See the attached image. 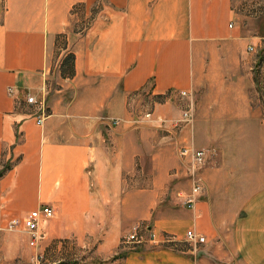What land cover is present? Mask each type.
<instances>
[{"label": "crops", "instance_id": "obj_1", "mask_svg": "<svg viewBox=\"0 0 264 264\" xmlns=\"http://www.w3.org/2000/svg\"><path fill=\"white\" fill-rule=\"evenodd\" d=\"M236 1L0 0V230L48 206L46 264L81 254L76 264H264V159L225 153L233 143L215 132L254 113L244 58L264 34L235 25ZM170 91L194 96L193 125L166 136L134 122L144 99ZM29 95L47 102L44 126ZM177 101L156 104V115L176 117ZM186 142L227 145L192 209L178 198L191 189ZM138 223L153 239L122 248ZM189 231L206 241L192 247Z\"/></svg>", "mask_w": 264, "mask_h": 264}, {"label": "rangeland", "instance_id": "obj_2", "mask_svg": "<svg viewBox=\"0 0 264 264\" xmlns=\"http://www.w3.org/2000/svg\"><path fill=\"white\" fill-rule=\"evenodd\" d=\"M234 7L236 13V22H235L236 26L240 27L243 32H249L252 29L251 31L254 33L257 32L258 34H262V33L264 34V0H237L235 2ZM254 48H255L254 52H249V50H246V55L244 58L245 61H247L248 63V68L244 70L246 71L248 78L247 82L245 83L247 89V98L249 100L250 105L253 108L254 113L252 114L251 119L244 121L245 122L244 125L238 123L237 129L234 128L235 127L234 124L236 121L235 118H233V116H231L230 119H228L229 116L226 117V120H231V122H226L227 124H229L230 127L226 129L227 126L226 125L225 129L219 131L216 130L215 132L219 135V137L222 138V140L230 139V142L233 144L228 146V150H226L227 145L224 144L221 145L222 149L220 148V150L214 149L213 147H206L205 149H207L209 153L208 165L211 164L212 158L215 159L217 154H219L220 152L221 153L224 152V150H226L225 153H228V151L231 150V153L233 154H239L245 156L252 155L255 160L260 158L264 159V144H261L260 141L258 140L261 136L264 137V130L253 127L255 124L264 121V40H260L259 44H257V46H255ZM54 53H55L54 56H56V61H57L60 52L55 51ZM244 75L246 74L244 73ZM250 78L251 81L249 80ZM181 92L183 91H170L169 93L163 96H159L158 99L155 100L156 104H161L162 102H166L167 100L169 102L172 99L178 100L176 102V107L178 108V110H180V113L176 117L169 119L166 117L161 118L160 116H157L155 111L156 104H154V101L151 103V101L147 98L144 99L143 100L144 102L141 104L142 112L136 114L134 121L135 120L137 121L138 119L141 118L142 123L140 125L151 122H153L152 125L153 124L156 125L157 123V125L159 124L158 126L159 130L160 129L162 130L164 126L171 127L172 124L170 125L168 121L173 119H174L173 121L177 119H181L183 118V114L185 113V111L190 110L191 112L189 113L193 114V115L191 114L193 117L192 123L186 124L183 129L176 131L178 134L183 133L184 130L187 127L193 125L196 120L195 105L197 104V101L195 100L193 95H190L189 92H187L189 94L188 97H183L180 94ZM239 103H241L240 100L237 101L236 103L238 104L237 106L241 105ZM234 105H235L234 100L229 98L228 99L223 98L220 103V106L227 108L234 107ZM147 113H152L154 120L151 121L144 120V117ZM237 121H242V120H237ZM240 127L243 128L240 129ZM161 132H164L166 136H170L169 133H166L163 130ZM249 149L253 150V152L249 151ZM185 171H186L185 176L186 178H188L186 168ZM8 222L6 224V227L0 230V264H37L39 262V259H37L36 255L42 254L40 253L39 248L41 242L45 239V234L42 230L43 224L41 223L40 230L44 234V238L40 241L38 246L32 247L30 245V237L28 234L18 233L17 231H15L16 232L15 233L7 230ZM125 236H123L121 242ZM166 244H169L171 246H176V242H174L170 236L166 237ZM49 259L51 261L61 260L54 258H49ZM85 260H86V254L85 255L81 254V256L79 257L66 259L63 262H61V264H76L78 262H83ZM43 262L44 264H46L45 257H43Z\"/></svg>", "mask_w": 264, "mask_h": 264}, {"label": "built area", "instance_id": "obj_3", "mask_svg": "<svg viewBox=\"0 0 264 264\" xmlns=\"http://www.w3.org/2000/svg\"><path fill=\"white\" fill-rule=\"evenodd\" d=\"M233 27V25H231ZM249 52H254V47L250 46L248 48ZM9 93L14 96V91L12 88L9 89ZM183 97H188L189 94L185 91L180 93ZM20 101L19 98H17ZM27 104L36 108L33 113L34 118L39 126H44L46 120L50 116L48 111V105L45 99L39 100L34 96H27ZM190 110L185 111L183 118L177 119L175 121H168L171 127L164 126L163 131L169 134L177 135V130L183 129L186 124L192 123V115L189 113ZM142 119L135 120L136 124H141ZM144 120H154L152 113H147ZM111 122L114 125H120L125 122L122 119H112ZM167 122V121H164ZM165 124V123H162ZM179 155L185 161V168L187 169V177L191 182V189L188 193L180 191L178 193V198H180L181 204L189 209L194 208L198 197L202 193L205 187V181L203 177V171L209 164V153L205 148H197L192 142H186L179 148ZM54 217V210L51 207H43L36 210L26 216L23 219L12 218L8 222V231H24L30 237V245L36 247L39 245L40 241L44 238V234L41 232V223L43 224L46 220L52 219ZM153 234L147 224L138 223L133 226L132 231L124 237L121 242V247L123 248H136L144 245L149 240L153 239ZM187 243L192 247L197 246L200 243L206 241L205 237L198 235L194 231H189L187 233ZM37 259L39 262L37 264H42L43 255L37 254ZM42 261V262H41ZM44 264V262H43Z\"/></svg>", "mask_w": 264, "mask_h": 264}, {"label": "trees", "instance_id": "obj_4", "mask_svg": "<svg viewBox=\"0 0 264 264\" xmlns=\"http://www.w3.org/2000/svg\"><path fill=\"white\" fill-rule=\"evenodd\" d=\"M69 60H71L72 62H74V60H75V57L74 56H72L71 58H69ZM68 66L70 67V61H69V64H68ZM7 167H5L3 170H1L0 171V177H2L3 176V174L7 171Z\"/></svg>", "mask_w": 264, "mask_h": 264}]
</instances>
